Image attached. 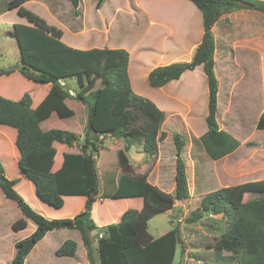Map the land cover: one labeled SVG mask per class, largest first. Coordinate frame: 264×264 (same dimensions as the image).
<instances>
[{"label":"trees","instance_id":"trees-1","mask_svg":"<svg viewBox=\"0 0 264 264\" xmlns=\"http://www.w3.org/2000/svg\"><path fill=\"white\" fill-rule=\"evenodd\" d=\"M28 0H6L0 11L17 9L26 23H14L7 34L15 36L20 48L21 66L0 69V74L19 69L36 83H51V89L41 103L32 107L29 92L14 100L0 94V123L17 129L16 144L20 151L19 165L23 173L33 181L38 197L47 204L61 208L64 196H86L84 208L73 217L48 218L34 209L17 191V178H9L0 163V186L5 195L17 201L27 218L37 225L29 236L16 242V253L10 264H25L35 245L56 228H72L80 231L91 264L96 258L99 264H174L178 245L184 244L178 226L154 237L149 232V220L173 207L176 201L190 195L186 161L182 153L185 139L179 133L174 140L177 148L176 188L166 192L148 179L146 174L131 176V163L124 150H119L120 173L116 190L103 198L141 197V209L129 208L117 222L107 225L105 233L97 238L93 216V204L99 192V175L92 152L99 151L98 136L110 135L143 139L144 150L155 154L166 114L154 101L137 94L131 87L128 73L129 52L124 48L80 49L66 44L61 38L62 29L49 24L44 18L24 6ZM81 0H71L78 7ZM104 0H99V5ZM203 14L204 33L191 61L173 62L155 67L149 74L152 86H163L172 79H179L184 71L203 64L208 78L209 110L206 118L208 130L195 143L202 146L207 158L219 160L237 150L239 139L221 128L218 121V79L215 73L214 25L225 12L251 8L264 11V0H190ZM75 76L79 91L71 95L61 79ZM102 86L95 88L98 80ZM67 98H75L88 105L85 143L76 152L64 151L61 166L47 170L43 161L57 153V144L72 147L79 135L71 130L51 128L44 130L41 123L54 112L60 118H70L75 110ZM256 128L264 130V111ZM94 133V138L90 134ZM126 146L131 147L132 141ZM244 193H261L260 197L238 201ZM205 212L227 217L226 232L214 244L219 251H229L240 264H264V179L219 187L202 195L200 206L191 220L201 218ZM25 218L13 222L14 230L27 226ZM78 243L67 239L57 250L58 256H74Z\"/></svg>","mask_w":264,"mask_h":264},{"label":"rangeland","instance_id":"rangeland-1","mask_svg":"<svg viewBox=\"0 0 264 264\" xmlns=\"http://www.w3.org/2000/svg\"><path fill=\"white\" fill-rule=\"evenodd\" d=\"M5 3L6 0H0V9L4 7L3 5H5ZM68 3H70L69 0H30L25 6L44 18L49 24L65 29L66 35L69 33L68 29H66V26L61 22L63 21L67 25H70L73 21H77L78 24L83 25V28L85 25H89V21L84 14V9L86 12L89 10L88 16L94 19L95 22L97 21L100 23V26H93L91 31L87 30V33L83 35L96 39L102 37V39H100L102 40V44H100L102 47H107V45H109L107 44L109 43L107 40L108 37L114 41L120 37L119 34L121 31L125 32V34L130 37L127 45H130L129 47L132 48L131 74L133 77L134 68L135 65H137L135 60L138 59L141 62L149 63L144 57L153 56L152 53L156 52L153 50L154 48L165 49L177 45L179 41L184 45V42L195 38V35L203 29V21L198 20L199 13H201L200 9L190 0H104L100 9L99 0H84L85 8L84 5H81V18L79 20H77L79 16L75 18L73 8ZM47 5L53 10L56 9L54 10L56 13L52 11L48 12L46 9ZM118 6L119 8L116 9ZM61 7H63V10ZM6 11L7 10L0 11V14ZM59 12L64 14L59 15ZM101 12L106 14L103 16L105 26L101 23ZM194 13L195 15L193 16ZM107 16L110 17V21ZM15 22L29 23L27 18L25 16H20L16 10L8 11V14L0 17L1 69L18 68L21 66L18 40L15 36L7 34V31L13 28ZM221 22L223 23V20ZM253 41V44L257 43L256 39H253ZM104 42L107 43L105 44ZM195 43L197 42L195 41ZM258 45V47L264 51V44L258 43ZM144 47H150V49H143ZM222 49L221 47L217 51L219 71L220 75H223V78L220 80V113L218 121L222 129L231 132L239 139L241 147L234 153L215 161L211 158H207L204 152L203 157L200 156L199 161L196 162L195 173L192 168H189L188 171L186 170L190 187L189 197L182 201H176L171 209L159 213L149 220V232L155 237L166 233L176 226L180 228L184 244L178 245L174 264H240L238 260L232 256L231 252H219L214 247V244L226 232V216L223 214L205 212L201 218H197L195 221L191 220V216L199 209L202 195L207 191L247 181L264 179V131L256 128L257 121L262 111L252 104L248 91L252 85L255 87L259 82V84H263V81L259 80V73L257 70L256 75L258 79L253 81L241 79L239 73L242 72L240 71L245 69V65L250 64L240 63L239 61H241V59L239 61L237 59V65L235 62L231 61L229 62L231 64L230 66L226 61L232 56L238 57V50H233L232 56H230L229 53L226 54L221 51ZM152 59L153 58H150V60ZM154 59H159V57L157 56ZM250 73L251 71H249V74ZM74 78L76 79V77ZM60 83L64 85L67 84V81L65 82V80L61 79ZM205 83L207 85V81H205ZM102 85V81L99 79L95 88L97 89ZM143 86L147 87L145 78ZM64 87L69 89L68 85H64ZM75 89L76 94L77 91H79L78 83ZM155 89L157 88L149 85V89L146 93L144 90L143 93L139 94H143L145 97L153 100L152 96L154 95V91H156ZM32 90L33 94L37 97L42 89L33 87ZM241 92L243 93L242 96L240 94ZM187 96L191 99V103L193 101L195 112L193 123H198L200 126L202 124L205 130L207 128L206 115L208 113V103L205 99L202 87L200 86V88L196 90L195 97ZM244 99L246 101H243ZM67 103L75 110V115L70 118L62 119L56 113H53L48 120L43 122L42 128L44 130L51 128L71 130L79 135V140L77 143L73 144L72 147L57 144V153L54 157L51 156L43 161H39L45 163L47 168L44 169L47 170L57 168L56 166L62 161L61 159L63 158L64 151L76 152L81 150V146L85 143L89 110L88 105H83V103L75 98H67ZM243 104L244 107H242ZM167 106L175 109L180 108L181 110L186 109V106L172 99ZM165 114L164 123L167 132L165 131L166 135L159 140V148L155 154H148L144 150L142 144L143 139L134 141L131 136L127 138L100 135L97 139V143L100 147L99 151L93 152L91 146L88 147L87 151L92 152L95 157L99 175L100 185L96 197L99 209L103 207L101 202L104 198L102 196L114 192L118 186L120 173L123 172L119 165V150L126 151V146L129 143L128 141H134L131 150L126 152L132 163L130 175L138 176L146 174L148 179L162 190L174 192L176 188L175 174L177 165V148L174 137L175 134L178 133V131H176V128H178L176 123H178V121H176L175 118L176 112L169 111L165 112ZM227 115L232 116L231 123H228ZM94 135V133H91L90 138L93 139ZM187 137L188 146H184L186 150L189 149L192 140L190 135H187ZM193 141L195 150L197 146L202 150V146L195 143L196 138L193 137ZM185 149L183 155L186 159L187 153ZM1 162L0 160V163ZM17 191L34 209H36L31 201V190L29 185L20 183ZM260 195L261 193H244L243 195H238L236 199L238 201H246L258 198ZM110 199L114 202V204L111 205L112 209H114L115 205H117L115 203H120L119 199ZM9 201L14 203V206L11 207L7 205V207L4 208L5 212H8L7 216L14 221L22 218L20 217L23 216L22 211L17 203L12 199ZM79 205V202L68 200L65 210H60L61 208L54 209L57 211L59 210L60 213L72 214L79 208ZM40 213L43 214L42 212ZM43 215L46 216L45 214ZM67 217L70 216L67 215L65 218ZM96 218V222L99 224L97 230L102 229L104 224H110L111 222L110 219L104 221L98 216H96ZM31 222L33 224L30 223L22 231L16 232L12 225L8 223L7 218L5 216H0V236L5 239L2 244L0 243V264H8L6 259L10 256L11 250L12 252L14 251V242L16 239L21 237L25 238L26 234L33 233L32 225H34L35 222L32 220ZM72 230L74 229L60 228L49 232L37 243L34 248L35 252H32L34 249L31 251L32 253L29 254L27 264H65V262L61 260L62 257L55 253L59 238L62 242L67 238L79 241L80 248L78 249V253L81 255L85 251L81 233L78 230ZM101 232L100 230L99 234H101ZM36 248L38 249L36 250Z\"/></svg>","mask_w":264,"mask_h":264},{"label":"crops","instance_id":"crops-1","mask_svg":"<svg viewBox=\"0 0 264 264\" xmlns=\"http://www.w3.org/2000/svg\"><path fill=\"white\" fill-rule=\"evenodd\" d=\"M29 1L30 0L26 1L24 3V6ZM69 2L70 3H68V4L72 6L73 12L75 14V18L79 16V18L77 19V20H79L81 18V16H80L81 5H84V8H85L84 0H83V2H82V0L80 1L78 7H74L71 0H69ZM102 4H100L99 9L102 6ZM118 8H119V6L116 9H118ZM46 9L48 10V12L52 11L53 13H56V11H54L56 9H54V10L51 9V7L49 5H47ZM61 9L63 10V7H61ZM12 10L17 11V9L7 10L6 12H3L2 14H0V17L8 14V11H12ZM88 12H89V10L86 12V10L84 9V14L89 21V25H85L83 28H82L83 25L78 24L77 21H73V23H71L70 25H67L66 23H64L62 21L61 23H63L66 26V29H68L69 33L66 35L65 29L60 28L63 31V36L61 39L66 44H68L72 47H75V48H80V49H90V48H94V47H98V48H124V49H126L129 52L128 73H129V77H130V81H131V87L135 93L138 92L137 94L143 93L144 90L146 93V91L149 89V85H151L149 83V74L155 67L162 66V65H168V64H171L173 62L191 61L194 57V54L196 52L198 45L202 41V37H203V33H204V25H203V29L200 30L197 35H195V38L188 40L187 42H184V45L182 43H180V41H179L177 43V45H173L172 47H168L165 49H157V48L155 49L154 48L153 50L156 52L152 53L153 56L144 57V59L146 58L149 63L141 62L138 59L135 60V63L137 65H135L134 77H133L131 74L132 48L129 47L130 45L129 46L127 45L130 37L127 34H125V32L121 31V33L119 34L120 37H118L114 41H112L108 37L107 40L109 43L104 42L105 44L106 43L109 44V45H107V47L106 46H103V47L100 46V44H102V40H100V39H102V37L100 39H96L94 37H87V36L83 35V34L87 33V30L91 31L93 26H95V25L100 26V23H98L97 21L95 22L94 19H91V17L88 16ZM200 12L201 13H199L198 20L203 21L202 11L200 10ZM195 13L193 14V16L195 15ZM63 14L64 13L59 12V15H63ZM104 15H106V14L101 12V23L105 26V21H104V17H103ZM107 18L110 21V17L107 16ZM222 20H223L224 24L221 22ZM212 31H213V34L215 37V42H216L215 53H214V60H215L214 69H215V73H216V76L218 79V88H219V90H218V120H219V113H220V88H221L220 80H221V78H223V75H220V71H219L220 68L218 66V61H217V51L221 47L223 48L221 51L225 52L226 54L229 53L230 56H232L233 50L234 51L238 50V55H239L238 57L232 56L228 61H226V62H228V64L230 66H231V64L229 62L233 61L237 65V62L240 59H241V61H239L240 63H244V64L249 63L250 64V65H245V69H243V71H240V72H242V73H239L241 79H243V80L249 79V80L253 81V80H256L259 78V80L263 81V84H259L260 83L259 82L255 87H254V85H252L248 91L250 93L249 96L251 97L252 104H254L257 109L259 108L260 111H264V51L258 47L259 46L258 43L264 44V11L251 9V8H239V9H235V10L225 12L219 18L218 23L213 26ZM253 39H256V41H257L256 44H253L254 43ZM91 40H95V41H91ZM194 40L197 43H195ZM143 49L149 50L150 47H144ZM157 56L159 57V59H154ZM150 58H153V59L150 60ZM237 59H238V61H237ZM256 70L259 73L258 78L256 75V73H257ZM249 71H251L250 74H249ZM74 77L75 76L63 79V80H65V82L67 81V84H64V85L69 86V89L67 87H65V88L67 90H69L71 95H76L75 94V91H76L75 87H76V84L78 83V81H77V78L75 79ZM144 78L146 79L147 87L143 86ZM205 81H207V85H206ZM148 83H149V85H148ZM51 86H52L51 83H40V84L34 83V81L25 77L20 70H15V71H12L10 73L0 74V94L7 97V98L18 100L24 95L25 92H30L31 96H32V107L33 108H36L41 103V101L46 97V95L48 94V92L51 89ZM200 86L202 87L203 92L205 94V99L208 103V110H209L208 78H207V75L204 71L203 64L198 65L195 69H188V70L184 71V73L181 75V77L179 79H172L171 81H169L168 83H166L163 86H152V87H156L157 89H155L156 91H154V95L152 96L153 100L151 99L164 112H169V111L176 112L175 118H176V121H178V123H176L177 127H178V128H176V131H178V133L181 134L183 136V138L185 139V147L188 146L187 135L191 136L192 140L190 142L189 149L186 150L184 147V149L187 153V158L185 159L183 153H182V156H183L184 160L186 161V170L188 171L189 168H192L194 173H195L196 162L199 161L200 156L203 157L204 151L199 149L198 146H197V149L195 150L193 137L196 139L200 138L208 130V125H207V128L204 130L202 124L200 126L198 123H193V121L195 119L193 101L191 103L190 102L191 99H189L187 95H189L191 97H195L196 96V90H198L200 88ZM33 87H37V88L39 87L40 89H42L37 97L32 92ZM240 94H241V96L243 95L242 92ZM140 95H143V94H140ZM171 99L175 100L178 103H181V105L186 106V109L181 110L180 108H178V109H175L173 107L169 108L167 105H168V103H170ZM243 101H246V100L244 99ZM66 102H67V100H66ZM194 102H195V100H194ZM242 107H244V104L242 105ZM207 115H208V113H207ZM207 115H206V118H207ZM231 118H232V116L227 115L228 123H231V120H232ZM48 119H46V120H48ZM62 119H64V118H62ZM43 122L41 123V127L43 125ZM206 123H207V121H206ZM166 130L167 129L165 127V123H163L162 128H161V132L162 131L165 132ZM261 131H264V130H261ZM16 138H17V129L15 127L0 123V160L2 161L1 163L3 164L5 174L8 175L9 178H12V177L16 178L17 177L18 181L15 184V188L18 189L20 183H25V184L29 185V188L31 190V201L33 202V206L38 211L42 212L43 214H45L47 217H49L51 219L62 218V217L65 218L67 215L70 217H73L78 212H80L84 208V205L86 202V196H84V195L64 196L65 203H64V206L61 207L60 210H65V206H66L67 201L72 200V202H79V204H80L79 208L75 211L76 214H75V212L72 214L60 213L59 210L58 211L56 210L59 208L54 209L55 207L47 204L46 202H44L43 200H41L38 197V195L36 193L35 184L33 183V181L31 179H29L23 173V171L19 165V159H20L21 155H20L19 148L16 144ZM136 140L137 139H134V141H136ZM134 141H132V144H131V147L129 150H131ZM240 147L241 146H239V148ZM184 149H183V152H184ZM194 151H195V153H194ZM125 152H127V151H125ZM234 152H232V153H234ZM129 159H130V157H129ZM61 160H63V158ZM130 161H131V159H130ZM61 163H62V161L59 162V164L56 167L57 168L60 167ZM53 169L55 170V168H53ZM10 199L11 198H9L5 195L3 189L0 186V216H5L8 220V223H10V225H13L14 220H11V218H9L7 216L8 212H5V209H4L5 207H7V205H9L11 207L14 206L13 205L14 203L9 201ZM118 199H119L120 203H115L117 205H115L114 209H112V206H111L112 204H114V202L110 198H104V200L101 202L102 206H103L101 209L98 208V200L95 199L94 204H93V211H92V216H93L95 222L97 220L96 216H98L101 220H104V221L107 219H110V221H111L110 223H113V221L117 222L120 220L123 212L126 211L127 209H129V208L141 209L143 206V198H141V197H123V198H118ZM12 200H14V199H12ZM15 202L17 203V201H15ZM17 205H18V203H17ZM22 215L23 216H20V217L25 218L27 220L28 224L32 223L31 219L27 218L24 215L23 211H22ZM96 224L99 227L98 222H96ZM107 225H108V223L104 224V226H102V229H100L102 231L101 234H99L100 230H96L94 233H92L95 236V240H94L95 244H97V238L102 236L105 233ZM25 228H23V229H25ZM36 228H37V225L35 223L34 225H32V232H34L36 230ZM23 229L14 230V231L20 232ZM57 229H60V228H56L53 230H57ZM64 229H67V228H64ZM53 230L48 231L47 234ZM72 231H76V229H74ZM30 234L31 233L26 234L25 237L29 236ZM22 238H24V237H21V238L15 240V242H14L15 249L13 252L11 250L10 256H9L10 259H9V257L6 259V261H8V264H10L13 257L15 256L16 242ZM67 239H71V238H67ZM66 240H64L62 242V240H60V238H59V242L57 244V247L55 248V253H56V250ZM4 241H5V239L0 236V243L2 244ZM82 242H83V245L85 247L83 238H82ZM77 243H78V249H79L80 243H79V241H77ZM36 245H35V247H36ZM37 249L38 248H36V250ZM78 249H77V252L74 256H61L62 257L61 260L63 262H65V264H91V261L88 257V254H87L86 247H85V251L81 255L78 253ZM32 252H35V249ZM32 252H30V253H32ZM28 258H29V255L26 259V262H25L26 264H27ZM97 261H98V259L96 258L95 264L98 263Z\"/></svg>","mask_w":264,"mask_h":264}]
</instances>
